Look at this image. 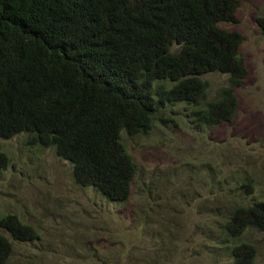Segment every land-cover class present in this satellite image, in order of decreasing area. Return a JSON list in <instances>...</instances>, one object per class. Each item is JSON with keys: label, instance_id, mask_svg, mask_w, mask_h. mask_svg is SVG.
I'll list each match as a JSON object with an SVG mask.
<instances>
[{"label": "trees", "instance_id": "16d2710c", "mask_svg": "<svg viewBox=\"0 0 264 264\" xmlns=\"http://www.w3.org/2000/svg\"><path fill=\"white\" fill-rule=\"evenodd\" d=\"M238 9V0H0V140L24 134L69 163L76 186L126 202L137 167L121 134L174 123L176 106L198 128L233 121L248 71L243 37L221 25L236 23ZM255 23L264 36V17ZM208 74L226 77L212 100ZM240 190L250 195L252 180ZM249 229L264 236V199L235 208L220 232L235 240ZM0 230L37 240L14 216H0ZM10 255L0 234V264ZM255 255L249 243L230 251L233 264Z\"/></svg>", "mask_w": 264, "mask_h": 264}, {"label": "rangeland", "instance_id": "374dc122", "mask_svg": "<svg viewBox=\"0 0 264 264\" xmlns=\"http://www.w3.org/2000/svg\"><path fill=\"white\" fill-rule=\"evenodd\" d=\"M237 22L221 27L243 37L248 76L235 91L231 123L198 128L176 106L174 123L121 142L137 167L129 199L113 203L79 188L69 163L19 134L0 140V216H14L37 234L13 241L6 264H233L234 245L251 244L253 264H264V236L249 229L231 240L221 225L237 207L264 199V36L256 18L264 1L238 0ZM209 100L226 77L208 74ZM166 116V115H165ZM187 116V117H186ZM252 180L246 195L240 184Z\"/></svg>", "mask_w": 264, "mask_h": 264}]
</instances>
